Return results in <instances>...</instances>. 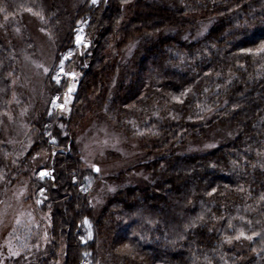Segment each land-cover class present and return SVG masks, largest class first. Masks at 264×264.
I'll return each instance as SVG.
<instances>
[{
    "label": "trees",
    "instance_id": "trees-1",
    "mask_svg": "<svg viewBox=\"0 0 264 264\" xmlns=\"http://www.w3.org/2000/svg\"><path fill=\"white\" fill-rule=\"evenodd\" d=\"M0 9V21L20 24L23 12L39 20L51 70L74 50L81 24L91 42L67 59L80 75L71 119L36 122L31 152L55 154L53 181L31 180L50 215L48 255L33 264H264V53L241 51L264 42V0H0ZM14 41L0 33V142ZM50 76L43 87L62 96L69 80ZM185 89L183 103L173 99ZM86 118L139 148L122 164L129 184L119 178L95 212L79 190V152L63 134ZM85 218L93 240L83 244ZM241 230L252 239L226 240Z\"/></svg>",
    "mask_w": 264,
    "mask_h": 264
},
{
    "label": "rangeland",
    "instance_id": "rangeland-1",
    "mask_svg": "<svg viewBox=\"0 0 264 264\" xmlns=\"http://www.w3.org/2000/svg\"><path fill=\"white\" fill-rule=\"evenodd\" d=\"M83 32L84 25L81 24L73 39L74 50L63 54L51 70L53 50L48 45L49 39L41 31L37 18L23 12L20 24L9 21L8 17L0 21V33L17 41V43L14 41L13 45L16 47H10L11 54L19 55L17 64L14 65L17 72L12 73L9 79L10 98L4 115L5 120L2 121L3 140L0 142V264H33L39 258L48 255L50 215L41 211V205L47 197L44 189L37 193L32 191L31 180L37 178L39 181H53L52 159L55 152L49 154L44 147L37 152H31V149L38 143L37 121L42 119L41 123L45 124L47 118L55 114L65 120L71 119L73 94L80 75L77 68L67 70L66 63L68 57L74 53L82 55L90 48L91 42L85 39ZM23 34L29 36L28 40L32 42L30 45L23 43L25 38ZM77 35L82 37L81 44L76 42ZM65 57L67 59H64ZM61 59H64V71L76 75L73 77L60 73V82L62 79H68L70 85L62 96L52 95L43 87V83L50 74L51 81L57 84L52 77L57 75ZM44 68L49 71L45 73ZM69 88L73 89L70 93ZM66 99L68 103L65 107L69 110L55 106L63 104ZM135 133L138 134L136 131ZM43 134L48 145L55 144L50 132ZM63 134L68 135L70 142L79 152L81 165L79 190L88 196L93 212L99 211L108 196L125 180V177L120 178L121 173L126 172L129 166L124 168L122 164L131 163L130 160L138 153V145L108 123L94 118H86L75 130L68 131V126H65ZM92 163L99 166V173L92 170L90 167ZM41 170L50 172L51 176L41 178L39 175ZM127 184L129 183L125 180L123 185ZM38 200L41 203H37ZM92 223V218L83 220L80 236L83 244L93 240ZM9 243L14 250L19 251L18 256L10 255ZM59 262L60 257L56 264ZM89 263L90 261L86 259V264Z\"/></svg>",
    "mask_w": 264,
    "mask_h": 264
},
{
    "label": "snow or ice",
    "instance_id": "snow-or-ice-1",
    "mask_svg": "<svg viewBox=\"0 0 264 264\" xmlns=\"http://www.w3.org/2000/svg\"><path fill=\"white\" fill-rule=\"evenodd\" d=\"M91 3L93 5H97L99 3V0H91ZM0 11H2V9H0ZM29 11H31V9H29ZM37 15H39V13H37ZM5 19H7V17H5ZM76 42H77V44H81L83 42L82 41V37L80 35H77ZM241 51L247 52V53H252L253 51H255L257 53H264V42H261V44L259 45V47L256 48L255 50H253L251 48H248V49H242ZM64 59H67V57H65ZM64 59H61L60 60V65H59V68L57 70V75H55V76L52 77V79H54L57 84L60 83V75H59L60 73H63L64 75L73 76V77H75V75H76L75 73H66L64 71V67H63V65H64ZM37 67H43V66L42 65H37ZM44 71H45V73H47L49 70L47 68H44ZM72 90H73L72 88H69V93ZM188 91H190V89H185V91L182 92L180 94V96H174L173 99L176 100L179 103H183V101L181 100V96L186 95L188 93ZM58 99L59 98H57V100ZM67 103H68V100L66 99L63 104H56L55 106L67 111V110H69V109H67L65 107L67 105ZM207 110H210V109H207ZM215 146H216L215 144H206L205 145L206 148H213ZM90 167L92 168L93 171H95L97 173L100 172V168H99L98 165L92 163V164H90ZM39 175H40L41 178H43L45 176H51V173L48 172V171H45V170H41L39 172ZM225 187H227V185H225ZM214 192H216V188H212L211 192L208 193V194L211 195ZM260 199L261 200H264V195H262L260 197ZM37 203H41V201L38 200ZM85 222L87 223V221H85ZM17 223H19V221H17ZM229 226L231 227V225H229ZM253 235H257V233H253ZM241 237H245L246 239H249V240L252 239V236H245V233L241 230L238 235H236L235 237H226V240L230 243L232 241V239L239 240ZM89 238H91V232H89ZM9 253L12 256H18L20 254L19 251L13 249L11 243H9Z\"/></svg>",
    "mask_w": 264,
    "mask_h": 264
}]
</instances>
